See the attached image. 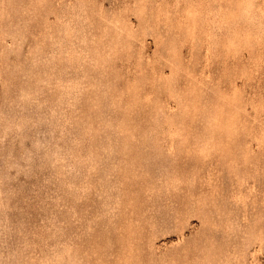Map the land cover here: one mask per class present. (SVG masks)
<instances>
[{
  "label": "rangeland",
  "instance_id": "rangeland-1",
  "mask_svg": "<svg viewBox=\"0 0 264 264\" xmlns=\"http://www.w3.org/2000/svg\"><path fill=\"white\" fill-rule=\"evenodd\" d=\"M0 264H264V0H0Z\"/></svg>",
  "mask_w": 264,
  "mask_h": 264
}]
</instances>
